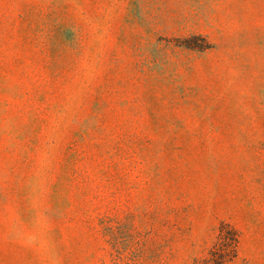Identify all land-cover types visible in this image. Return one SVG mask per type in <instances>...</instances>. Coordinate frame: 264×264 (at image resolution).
<instances>
[{
    "label": "rangeland",
    "instance_id": "1",
    "mask_svg": "<svg viewBox=\"0 0 264 264\" xmlns=\"http://www.w3.org/2000/svg\"><path fill=\"white\" fill-rule=\"evenodd\" d=\"M230 232L219 264H264V0H0V264H209Z\"/></svg>",
    "mask_w": 264,
    "mask_h": 264
},
{
    "label": "trees",
    "instance_id": "2",
    "mask_svg": "<svg viewBox=\"0 0 264 264\" xmlns=\"http://www.w3.org/2000/svg\"><path fill=\"white\" fill-rule=\"evenodd\" d=\"M220 236L219 240H221V242L217 243V246H220V244L223 243V249H217L219 247L214 249L211 253V261H209L210 263L208 262L209 264H219L225 259H231L235 256V235L230 232L226 235L221 234Z\"/></svg>",
    "mask_w": 264,
    "mask_h": 264
}]
</instances>
